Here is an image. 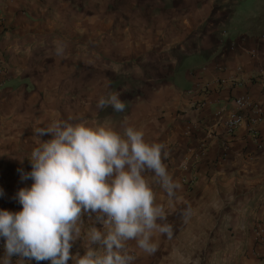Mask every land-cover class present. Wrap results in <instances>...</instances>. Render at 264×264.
Masks as SVG:
<instances>
[{
  "label": "crops",
  "instance_id": "crops-1",
  "mask_svg": "<svg viewBox=\"0 0 264 264\" xmlns=\"http://www.w3.org/2000/svg\"><path fill=\"white\" fill-rule=\"evenodd\" d=\"M0 20L1 92L27 89L29 63L44 45L50 51L65 43V52L76 50L83 61L99 59L101 65L113 60L117 76L122 61L135 74L147 64L152 82L131 85L139 95L113 116L111 123L120 126L112 129L123 135L134 127L148 142L163 144V163L178 187L170 195L160 178L146 174L166 214L161 223L172 234L154 232L153 253L127 241L133 264H264V242L252 235L257 223L264 224V147L245 127L229 139L221 125L234 98L264 99V0H0ZM233 80L241 86L229 85ZM89 118L84 112L82 122ZM260 127L264 139V122ZM8 130L0 129L5 139ZM14 162L1 153L0 209L17 212L16 193L33 181L21 179L31 162ZM181 176L194 184L184 185ZM98 216L82 213L73 255L85 254L90 229L105 231L106 217Z\"/></svg>",
  "mask_w": 264,
  "mask_h": 264
},
{
  "label": "clouds",
  "instance_id": "clouds-1",
  "mask_svg": "<svg viewBox=\"0 0 264 264\" xmlns=\"http://www.w3.org/2000/svg\"><path fill=\"white\" fill-rule=\"evenodd\" d=\"M111 105L123 111L125 104L117 94L101 99L99 106ZM38 135L50 133L30 157V172H21V188L15 199L22 210L0 209V240L4 256L0 264H12V258L50 261V264H133L126 242L136 240L139 248L153 253L157 245L154 232L171 236V226L163 224L166 214L155 203L151 172L160 178L169 194L174 185L163 159L164 145L150 143L143 130L127 127L123 135L107 123L91 125L57 122L51 129H37ZM0 188V198L4 196ZM82 213L99 214L105 231L92 228L83 256L73 255L75 241L81 238ZM93 245H99L103 251Z\"/></svg>",
  "mask_w": 264,
  "mask_h": 264
},
{
  "label": "rangeland",
  "instance_id": "rangeland-1",
  "mask_svg": "<svg viewBox=\"0 0 264 264\" xmlns=\"http://www.w3.org/2000/svg\"><path fill=\"white\" fill-rule=\"evenodd\" d=\"M74 46L80 49L81 44ZM48 47L44 45V48ZM65 47V43H57L51 45L50 51L42 48L36 52L23 81L27 89L17 90V85L13 90L0 91V123L3 122L0 129L7 131L9 128L11 133L6 139L0 134V157L2 153L4 158L9 157L14 163L30 161L32 151L53 138L50 133L38 135L37 129H51L60 121L81 123L84 112L93 116L88 124L107 123L115 128L118 124L111 122L118 111L110 104L100 107L99 101L117 94L125 103L139 95L131 91V85L152 82L147 64H141L138 74H135L133 65L122 61L121 73L117 76L113 74V60L105 59L103 65L99 59L83 61L76 50L71 54L65 52ZM18 133L25 138L17 137Z\"/></svg>",
  "mask_w": 264,
  "mask_h": 264
},
{
  "label": "built area",
  "instance_id": "built-area-1",
  "mask_svg": "<svg viewBox=\"0 0 264 264\" xmlns=\"http://www.w3.org/2000/svg\"><path fill=\"white\" fill-rule=\"evenodd\" d=\"M1 24V20H0ZM1 60V56H0ZM3 63V61H2ZM227 81H221L220 85H226ZM233 87L241 86L236 80H233ZM208 87V85H207ZM234 108L232 111L222 119L221 125L225 130L226 135L229 139H233L237 131L245 127L247 130V135L259 148L264 147V139L261 133V123L264 122V99L257 101L254 97L248 95L245 97L234 98L233 99ZM224 152L228 149V143L223 145ZM180 182L184 185L191 186L194 184V179L188 178L186 176H181ZM252 235L256 243L264 242V224L257 223L252 231ZM3 243L0 245L1 253L0 257L4 256ZM134 256V254L132 255ZM18 256L12 258V264H17Z\"/></svg>",
  "mask_w": 264,
  "mask_h": 264
}]
</instances>
